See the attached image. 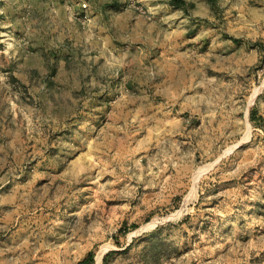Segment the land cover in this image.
I'll return each instance as SVG.
<instances>
[{
	"label": "rangeland",
	"instance_id": "rangeland-1",
	"mask_svg": "<svg viewBox=\"0 0 264 264\" xmlns=\"http://www.w3.org/2000/svg\"><path fill=\"white\" fill-rule=\"evenodd\" d=\"M91 251L264 264V0H0V264Z\"/></svg>",
	"mask_w": 264,
	"mask_h": 264
},
{
	"label": "trees",
	"instance_id": "trees-1",
	"mask_svg": "<svg viewBox=\"0 0 264 264\" xmlns=\"http://www.w3.org/2000/svg\"><path fill=\"white\" fill-rule=\"evenodd\" d=\"M95 254L93 251L89 252L88 255L79 261V264H92L94 261Z\"/></svg>",
	"mask_w": 264,
	"mask_h": 264
},
{
	"label": "bare ground",
	"instance_id": "bare-ground-1",
	"mask_svg": "<svg viewBox=\"0 0 264 264\" xmlns=\"http://www.w3.org/2000/svg\"><path fill=\"white\" fill-rule=\"evenodd\" d=\"M104 251V250H103ZM103 251L100 253V255H99V260L101 259V256H102V253H103Z\"/></svg>",
	"mask_w": 264,
	"mask_h": 264
},
{
	"label": "crops",
	"instance_id": "crops-1",
	"mask_svg": "<svg viewBox=\"0 0 264 264\" xmlns=\"http://www.w3.org/2000/svg\"><path fill=\"white\" fill-rule=\"evenodd\" d=\"M104 11V10H103Z\"/></svg>",
	"mask_w": 264,
	"mask_h": 264
}]
</instances>
